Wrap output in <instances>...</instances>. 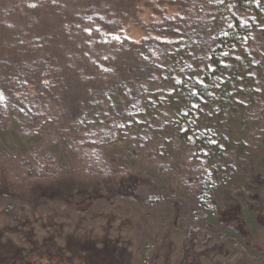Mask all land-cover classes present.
Instances as JSON below:
<instances>
[{
	"label": "rangeland",
	"instance_id": "374dc122",
	"mask_svg": "<svg viewBox=\"0 0 264 264\" xmlns=\"http://www.w3.org/2000/svg\"><path fill=\"white\" fill-rule=\"evenodd\" d=\"M190 1L200 11V3L205 0ZM142 5L144 0L138 4L139 10ZM144 6L148 12L138 15L133 0H69L57 8L30 11L16 3L0 4V78L27 81V75L30 87L26 83L16 86L26 92L36 85L28 103L40 115L49 113L53 106L63 107L66 115L62 114L57 130L76 134L81 126L91 123L90 118L82 117V109L95 104L89 103L92 97L112 88L115 99H108L111 113L114 106L124 109L125 114L126 108L132 106L128 87L137 89L140 84L139 90L143 92L134 100L135 116L123 125L115 140L102 147L105 153L102 157L108 159L104 169L107 174L113 171L118 175L109 177L96 172L87 159L71 149L66 134L63 137L50 133L46 124L36 129L40 123L38 116L27 117L10 106L0 109V176L22 173L17 160L36 156L32 149L43 145L56 153L59 169L57 176L40 185L47 195L36 208V218L42 217L43 221L50 217L63 223L64 235L127 234L131 236L135 264H180L181 255L177 251L171 261L166 260L163 239L176 240L181 247L185 224L195 221L205 240L199 249L210 250V259L234 264H244V259L261 261L264 259V111L260 109L258 113L257 106H252L255 89L250 62L238 61L222 89L213 92L208 104L189 119L191 130L203 133L208 144L215 171L212 206L199 201L194 187L182 178L186 144L179 125L182 108L192 96L190 76L195 66L186 50L174 51L160 67L146 59L139 44H129L124 56H119L122 65L115 71L117 86L111 81L92 86L70 64L78 51L77 40L63 42L62 39L72 33L71 27L78 19L98 11L107 21L120 19L135 29L133 19L127 20L126 15L148 20L153 9L149 3ZM137 30H132L133 37H139ZM47 42V47L41 46ZM47 64L53 76L52 85L38 75L42 69L46 70ZM262 65L260 75L264 76ZM240 75L246 77L241 85L235 86L233 82ZM164 106L170 110L173 121L165 128L155 127L152 123L158 121ZM99 110L101 114L105 112L104 108ZM148 130L151 138L146 152L139 148L136 136ZM33 173L36 172L30 174ZM103 180H108L104 187ZM23 192L18 187L0 199V227L16 224L14 213L23 212L24 208L32 213V198ZM31 216L33 219L34 213ZM210 259L204 257V264H211Z\"/></svg>",
	"mask_w": 264,
	"mask_h": 264
},
{
	"label": "trees",
	"instance_id": "16d2710c",
	"mask_svg": "<svg viewBox=\"0 0 264 264\" xmlns=\"http://www.w3.org/2000/svg\"><path fill=\"white\" fill-rule=\"evenodd\" d=\"M68 1L0 0V4L16 3L25 11H30L40 7L57 8ZM133 1L138 15L148 12L145 4L149 3V8L153 9L148 20L138 15L134 16L135 18H131L132 14L126 15L127 20L133 19L135 29L129 28V25L120 19L107 21L98 11L90 12L73 23L72 33L62 39L63 42L77 40L78 51L70 64L74 65L81 78L92 86L103 81H111L112 85L117 86L119 83L115 71L117 66L122 65L119 56H124L123 51L129 44H139L146 59L160 67L174 51L186 50L190 62L195 66L190 76L192 96L189 104L182 108L179 125L186 144L182 178L194 187L195 196L199 201L212 206L215 204L212 199V179L215 171L210 162L208 144L203 133L200 135L191 130L189 119L191 114H198L201 106L208 104L207 99L213 92L222 89L226 78L228 80L231 77L236 63L243 59L250 62V75L254 79L255 103L252 106H257L255 109L258 113L264 111V76L260 75L264 64V0H205L200 3V11H197L198 6L190 0H144L141 10L138 4L142 0ZM132 30L139 31L138 38L133 37ZM42 45L47 47L49 42ZM35 50H39V47ZM47 65L45 71L42 69L37 73L46 84L52 85L53 76L50 75V67ZM20 71L24 72L23 69ZM26 77L29 83L24 78L15 82L6 77L0 78V109H10L12 106L25 116L35 114L40 119L36 129L46 124L48 132L63 137L66 134L70 139L71 149L87 159L96 172L109 177H112V174L118 175V172L113 171L107 174L108 171L104 169V163H108V159L102 157L105 154L102 147L115 140L123 125L137 113L134 100L143 93L139 90L141 85L139 84L137 89L128 87V99L132 106L126 108V114L125 110L118 106H114L113 113L109 112V101L115 99L113 88L92 97L89 103L95 104L82 109V117L90 118L91 123L81 126V130L76 134H68L66 130H57L62 114L66 115L63 107L53 106L51 112L40 115L30 106L28 102L31 100L32 89H37L36 85L33 84L35 87L27 89L26 92L16 86L26 83L30 87V79L27 75ZM245 77L240 75L238 81L233 84L241 85ZM17 103L21 106H17ZM102 108L105 109L103 114L99 110ZM172 121L173 115L168 107L164 106L162 115L152 125L165 128ZM150 138L151 130L138 134L136 140L139 148L148 152L146 145ZM32 150L36 151V156L21 157L17 160L22 167V173L11 172L0 176V199L2 196L11 195L18 187L24 191L23 195L32 198L31 202L29 201L32 213L24 208L23 212L14 213L18 220L16 224L0 227V264H135L130 235H64L63 223H58L50 217L43 221L42 217L36 218V208L47 195L46 189H41L40 185L58 175L59 164L56 153L47 147L42 145ZM33 171L36 173L31 175ZM107 181L101 182L103 187ZM16 185L18 187L15 189ZM33 213L35 217L32 219ZM137 225L142 226L141 222H137ZM168 231L172 234V230ZM200 231L195 221L186 223L181 247L177 245L176 240L165 241L164 237L163 240L167 242L163 241L167 249L166 260L171 261L175 251L181 255L180 264H204V257L210 259V250L199 249L205 241ZM210 261L211 264H234L213 258ZM243 261L244 264H264V259L257 262L248 259Z\"/></svg>",
	"mask_w": 264,
	"mask_h": 264
}]
</instances>
